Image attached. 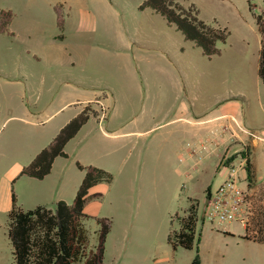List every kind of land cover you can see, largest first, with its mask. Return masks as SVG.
Returning a JSON list of instances; mask_svg holds the SVG:
<instances>
[{
  "label": "rangeland",
  "instance_id": "rangeland-1",
  "mask_svg": "<svg viewBox=\"0 0 264 264\" xmlns=\"http://www.w3.org/2000/svg\"><path fill=\"white\" fill-rule=\"evenodd\" d=\"M144 1L0 0V10L10 9L13 14L15 32H33L36 25L51 32L54 25L56 37L52 68L51 59L36 60L22 53L26 46L12 42L0 25V264H14L7 236L10 193L22 208L45 203L54 209L49 191L55 180L31 179L19 175L20 169L52 141L88 97L102 99L104 94L131 90L135 95L131 114L140 116L144 105L150 104L143 103L142 72L153 84L168 78L159 70L165 65L184 80L187 105L202 110L203 105H213L214 96L232 95L244 107L246 127L256 134L264 131L259 103V99L264 103V85L257 75L261 35L256 24V17L264 13V0H176L184 7L192 5L207 24L226 29L225 41L216 43L219 53L210 57L174 25L141 9ZM60 34L70 45L69 56L60 52L65 47L58 40ZM128 65L136 70L139 91L133 92L121 76ZM83 109L94 112L90 104ZM90 124L82 134L90 130L98 135L94 122ZM160 132L137 138L130 157L127 141L122 157L121 152H99L86 146L85 140L81 145L75 140L87 165L112 176L110 183L91 188L84 203L89 248L97 243L96 218H107L110 230L104 242V264H264V243L244 239L240 221L220 227L203 217L208 196L224 181L225 167H236L238 161L245 164L249 147L235 154L221 153L220 159L208 148L199 164H193L202 156L198 152L181 163ZM60 162L67 174L66 203L70 204L84 172L73 157ZM243 175L238 171L237 186L245 190L251 205L249 221L255 203L264 204V187L247 188ZM190 205L197 214L193 247L173 249L167 237L178 230Z\"/></svg>",
  "mask_w": 264,
  "mask_h": 264
},
{
  "label": "crops",
  "instance_id": "crops-1",
  "mask_svg": "<svg viewBox=\"0 0 264 264\" xmlns=\"http://www.w3.org/2000/svg\"><path fill=\"white\" fill-rule=\"evenodd\" d=\"M1 10L10 11L11 13L9 23L3 27V31L10 37L12 42H19L21 48L26 46L23 48L22 53H26L29 57L36 60L44 58L45 61H49L48 59H51V66L52 68L55 67L56 62L54 60L56 57V50L54 43L56 37L54 25L52 24L53 26H51V32L44 31L38 25L34 26L33 32H15V20L13 19L11 10ZM81 29L82 27L79 25L76 27L77 32ZM58 40L63 42L65 46L63 50H60V52L62 51V56H69L70 45L66 44V37L60 34ZM159 70L165 76H168V78L154 81L153 84L155 85L151 84L150 80L146 77V72H142L145 74L144 83L146 92L143 97V101L146 102L143 103L150 102V104L148 108L144 105L142 108L143 113L140 116L131 114V110L135 103V95L131 94V90L129 91L128 89L122 90L109 97L104 94L102 99H98L97 97H88V99H86L85 104H90L95 114L91 113L77 133L65 144L64 152L67 154V157L54 158L49 174L43 178L55 180L52 189L49 191V195H51L50 204L54 206L58 200L68 202L66 195L68 189L67 174L64 167L61 166L62 162L60 161L73 157L75 164L87 165V162L81 159L83 149H77L75 144L76 139H78L80 145L82 141L85 140L86 146L92 149L95 148V150L99 152L106 151L108 154L111 152H121V154H123L122 157L125 155L124 143L127 141L129 144L128 156L130 157V153L136 149L137 138L144 135L148 136L150 133H154L159 129L162 130V133L160 132L159 135H164L165 142L170 143V150L174 152V156L179 159L181 163L193 159L194 154L198 152L200 154L202 153V156L199 159H194L193 164H199L201 158L208 154V152L203 154V151H206L208 148H210L209 153H217L218 159H220L222 154L228 152L235 154L242 148L249 147L247 158L255 171V187L252 189L259 186L264 187V131L256 134L246 127L243 105L237 99H234L235 97L232 95L228 97L214 96L213 105H203L202 110H197L195 105H187L185 103L183 96L184 80L179 78L172 68L168 70L165 65L160 66ZM121 76L128 82L133 92L136 90L139 91L134 67L130 65L124 67ZM83 93L84 96H87L85 92ZM259 103L264 113V103H262L260 99ZM85 104H81L80 108L73 111L64 123L77 115ZM166 104H169V106L165 107ZM158 106H160V108L156 111ZM49 117H51V115ZM90 121L94 122V130L98 133L96 136L90 133V130L82 134L85 128L92 125L90 123L93 122ZM106 128H110V130ZM185 138L186 142L184 140ZM225 171L226 176V168ZM243 172L245 180V171L243 170ZM206 179L209 180V178ZM259 179L260 181H258ZM35 204L36 206L44 205L51 209V207L45 203ZM9 208L10 198L9 206L6 207V213H8ZM20 208L22 210L32 209H27L25 207Z\"/></svg>",
  "mask_w": 264,
  "mask_h": 264
},
{
  "label": "trees",
  "instance_id": "trees-1",
  "mask_svg": "<svg viewBox=\"0 0 264 264\" xmlns=\"http://www.w3.org/2000/svg\"><path fill=\"white\" fill-rule=\"evenodd\" d=\"M140 8L148 9L165 19L169 25H174L186 40L199 47L207 57L218 54L216 43L224 42L227 37L226 29L215 28L198 18L192 5L184 7L176 0H145ZM10 17V11L1 10L0 25H7ZM256 24L261 35L257 75L264 84V13L256 17ZM89 115L87 110L82 109L72 117L52 141L27 166L22 167L19 175L41 180L49 174L54 158L67 157L65 144L87 121ZM76 166L84 175L70 204L58 200L54 209L38 205L22 210L11 192L7 236L12 246L14 264H104V242L110 230V221L107 218H96L97 243L92 249L89 248L88 232L83 224L89 216L84 212V203L92 187L110 183L112 176L93 165L76 163ZM244 171L247 188L252 189L255 185V171L248 158ZM254 210V215L244 226L243 238L264 243V204L255 203ZM184 212L178 230L167 237L173 249H191L195 241L196 207L190 205Z\"/></svg>",
  "mask_w": 264,
  "mask_h": 264
},
{
  "label": "built area",
  "instance_id": "built-area-1",
  "mask_svg": "<svg viewBox=\"0 0 264 264\" xmlns=\"http://www.w3.org/2000/svg\"><path fill=\"white\" fill-rule=\"evenodd\" d=\"M245 164L238 161L237 166L225 167L227 174L224 181L208 196L203 217L210 223L223 227L232 221H240L244 226L252 213L245 190L237 186L238 171L244 170Z\"/></svg>",
  "mask_w": 264,
  "mask_h": 264
}]
</instances>
